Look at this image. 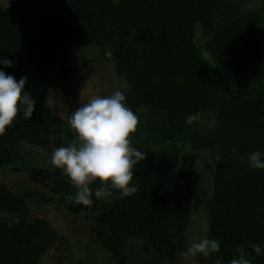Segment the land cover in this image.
<instances>
[{"label":"trees","instance_id":"1","mask_svg":"<svg viewBox=\"0 0 264 264\" xmlns=\"http://www.w3.org/2000/svg\"><path fill=\"white\" fill-rule=\"evenodd\" d=\"M233 0H55L41 6L17 0L0 6V58L13 61L5 72L17 80L46 76L53 63H64L70 47L112 46L117 73L129 85L122 90L130 107L153 111L152 139L171 147L141 151L134 166L136 193L121 199H97L93 225L96 241L118 255L125 240L143 236L148 247L170 261L176 238L186 231L194 193L196 155L180 153L178 141L219 153L210 210L208 239L220 242L219 252L201 264H230L243 247L253 264H264V170L249 167L248 157L264 151V10L238 14ZM201 26L210 59L196 42ZM30 119H20L0 133V164L20 157L23 144L49 148L66 122L49 109L45 94L34 99ZM216 113L206 134L185 123L189 113ZM64 146L62 144H58ZM23 158V157H22ZM32 183L59 197L72 213L89 209L66 199L76 188L59 168L28 169ZM37 191H30L33 195ZM18 196L0 184V264H37L58 234L47 223L2 220L20 213Z\"/></svg>","mask_w":264,"mask_h":264},{"label":"rangeland","instance_id":"2","mask_svg":"<svg viewBox=\"0 0 264 264\" xmlns=\"http://www.w3.org/2000/svg\"><path fill=\"white\" fill-rule=\"evenodd\" d=\"M15 1L17 0H0V6L7 7ZM32 1L41 6H49L55 0ZM233 1L239 2L237 12L241 15L248 11L264 10V0ZM207 41L208 37H205L204 30L199 25L196 42L204 57L210 59ZM62 54L64 63L51 64L46 76L34 75L27 81L26 91L31 93L33 99L44 93L49 109L60 115L66 125L53 136L49 148L23 144L18 149L20 157L0 164V184L7 185L18 196L21 205L20 213L5 214L1 219L10 223H18L21 219L29 223L43 221L57 232L56 241L37 264H201L200 259L206 255L193 254L188 249L194 241L208 239L209 235L216 162L219 158V153L209 147L196 149L184 139L177 144L180 153H194L196 163L191 217L184 234L176 238L177 253L173 261L148 247L143 236L127 238L121 253L112 254L95 239L93 225L99 211L94 209L93 202L88 210L72 213L49 188L31 182L28 169L53 167V149L59 147L58 144L67 146L74 139V131L69 127L68 120L77 107L96 96H107L116 90L129 88L128 83L117 73L112 46L70 47L64 49ZM130 108L140 121L132 135L133 147L144 152L171 147L169 142L152 139L155 116L150 108L145 105ZM201 114L203 119L214 117L217 121L215 112L203 111ZM20 119L24 118L20 116L16 121ZM212 128L195 122V129L200 134L204 135ZM29 190L37 192L31 195ZM102 199L110 200V197Z\"/></svg>","mask_w":264,"mask_h":264},{"label":"clouds","instance_id":"3","mask_svg":"<svg viewBox=\"0 0 264 264\" xmlns=\"http://www.w3.org/2000/svg\"><path fill=\"white\" fill-rule=\"evenodd\" d=\"M13 61L0 58V133L10 127L18 117L30 119L36 110V101L26 91L28 78L19 80L5 72L4 68L12 67ZM139 117L128 107L125 94L116 90L107 96H96L81 104L71 114L68 124L74 131V139L67 146L53 149L51 163L66 175L73 187L74 195L66 199L75 204H92L93 190L90 184L96 180L94 196L97 199L108 198L112 190L119 192L124 199L136 193L137 185L133 183L134 166L144 154L132 146V135L136 132ZM200 122L214 127L216 119H203L200 112L189 113L185 117L188 125ZM249 167L253 170H264V151L256 150L248 157ZM256 255L262 254L260 245L250 246ZM220 242L214 239L201 238L194 241L188 251L209 255L219 252ZM238 258L230 264H253L243 247H238Z\"/></svg>","mask_w":264,"mask_h":264}]
</instances>
